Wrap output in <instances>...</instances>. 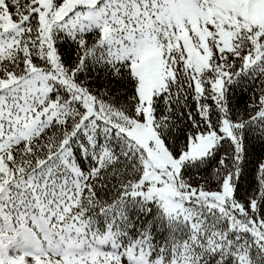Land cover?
<instances>
[{"label":"snow or ice","instance_id":"1","mask_svg":"<svg viewBox=\"0 0 264 264\" xmlns=\"http://www.w3.org/2000/svg\"><path fill=\"white\" fill-rule=\"evenodd\" d=\"M0 264H264V0H0Z\"/></svg>","mask_w":264,"mask_h":264}]
</instances>
